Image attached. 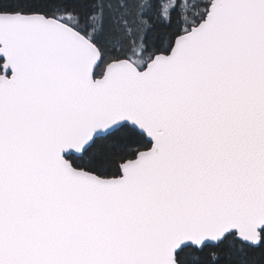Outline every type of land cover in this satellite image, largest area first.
<instances>
[{
    "label": "snow or ice",
    "instance_id": "1",
    "mask_svg": "<svg viewBox=\"0 0 264 264\" xmlns=\"http://www.w3.org/2000/svg\"><path fill=\"white\" fill-rule=\"evenodd\" d=\"M0 264H264V0H0Z\"/></svg>",
    "mask_w": 264,
    "mask_h": 264
}]
</instances>
